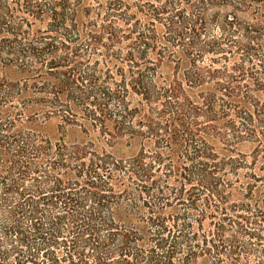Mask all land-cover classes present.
Instances as JSON below:
<instances>
[{
    "label": "trees",
    "instance_id": "trees-1",
    "mask_svg": "<svg viewBox=\"0 0 264 264\" xmlns=\"http://www.w3.org/2000/svg\"><path fill=\"white\" fill-rule=\"evenodd\" d=\"M0 264H264V0H0Z\"/></svg>",
    "mask_w": 264,
    "mask_h": 264
},
{
    "label": "rangeland",
    "instance_id": "rangeland-1",
    "mask_svg": "<svg viewBox=\"0 0 264 264\" xmlns=\"http://www.w3.org/2000/svg\"><path fill=\"white\" fill-rule=\"evenodd\" d=\"M49 132H50V133L53 132L52 135H54V133H55L54 130L52 129V127L49 129Z\"/></svg>",
    "mask_w": 264,
    "mask_h": 264
}]
</instances>
